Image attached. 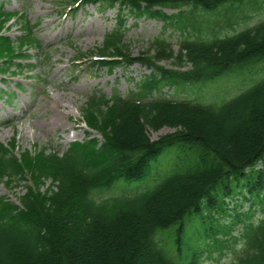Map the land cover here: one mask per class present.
<instances>
[{"label":"trees","instance_id":"16d2710c","mask_svg":"<svg viewBox=\"0 0 264 264\" xmlns=\"http://www.w3.org/2000/svg\"><path fill=\"white\" fill-rule=\"evenodd\" d=\"M251 1L86 0L181 25L185 36L177 51L169 40L158 37L133 58L121 22L107 35L105 47L88 53L110 71L135 62L151 70L128 96L116 90L111 96L94 92L88 97L83 120L102 139L87 132L62 155L52 150L49 156L20 158L0 142V173L10 180L37 176L35 191L28 189L19 204L0 197V264H180L160 236L169 232L171 242L176 226L179 247L188 215L213 208L226 214L229 196L249 201L250 208L264 203V78L217 105L153 96L166 85L191 84L264 61V20L211 38L191 21L201 20L197 11L208 13L221 5L232 10L237 3L249 6ZM165 7L178 12L167 14ZM14 15L0 7V73L6 77L21 71L19 60H30L27 51L39 43L36 25L26 19H20L16 41L4 33ZM227 22L232 26L234 21ZM190 27L201 35H192ZM170 59L176 68L160 65ZM26 65L27 70L35 68ZM163 127L175 131L152 140L150 130ZM168 153L172 157L164 163L162 157ZM159 164H168L170 170L158 174ZM151 166V187L146 190L109 198L97 195L98 189L120 180L144 178ZM37 178H50L55 187L44 192ZM232 230L233 225L219 223L209 236L220 244L225 240L217 235ZM244 240L230 264H264V218L246 227ZM181 263L200 264V256Z\"/></svg>","mask_w":264,"mask_h":264},{"label":"rangeland","instance_id":"374dc122","mask_svg":"<svg viewBox=\"0 0 264 264\" xmlns=\"http://www.w3.org/2000/svg\"><path fill=\"white\" fill-rule=\"evenodd\" d=\"M67 1L71 0H0L7 10H17L24 14L32 24L40 21L35 31L39 47L29 50L33 56L31 62L36 65L33 71H24L14 78L0 83L4 89H12L15 94L11 102L0 99V141L5 143L10 152L20 157L49 156L52 148L61 153L66 152L74 141H82L85 137L83 109L86 99L94 92L111 95L115 90L124 96L137 89L139 81L143 80L150 70L138 63L125 68H117L112 73L106 67L98 66L89 59L73 61L80 53H89L105 47V38L119 26L118 8H104L99 4H77L69 8ZM248 2V0H246ZM243 4V3H242ZM249 4V3H248ZM252 5H234V14L229 5L219 6L216 12L197 11L195 16L201 20H191L202 28V35L211 38L214 33H231L235 30L251 27L264 20V0H253ZM167 14L178 12V9L165 7ZM125 42L130 54L138 57L150 43L158 37L169 40L175 50L179 41L185 36L181 25H171L159 19L147 16L133 15L124 10ZM16 16V15H14ZM238 18V19H237ZM228 19L233 22L228 26ZM179 27V28H178ZM20 22L17 18L5 24L4 32L16 40L20 32ZM192 35H201L199 29L190 27ZM26 61H23V64ZM160 65L166 68H176L172 60H163ZM189 66L183 68L188 69ZM180 69V68H177ZM2 76L0 75V80ZM264 78V61L246 66L241 70L227 72L221 76L197 81L181 83L182 86L163 87L154 96L174 98L177 100H194L204 104L217 105L228 100L243 90L253 86ZM20 83L22 88H17ZM151 99L152 95H147ZM6 98V97H5ZM52 99H59L63 104L57 109ZM60 121L55 123L56 115ZM175 129L163 127L157 131L150 130L152 140L174 132ZM98 137L101 138L100 135ZM178 151H181L178 149ZM162 157V156H161ZM160 157V158H161ZM172 157L166 154L163 162ZM156 162L154 160L153 164ZM150 173L134 182L120 180L113 185L97 190L102 197L133 195L147 188L151 183ZM158 174L170 170L167 165H161ZM171 166V164H170ZM262 167L258 164L257 168ZM28 174L21 180H10L0 173V197L5 196L11 202L20 203L28 189L35 191V178ZM41 189L45 192L55 187L52 179L41 178ZM228 202L227 215L213 208L195 212L185 218V229L180 238L182 243L176 244L177 229L172 227L173 238L169 242L167 233L162 236L167 240L166 249L178 263L183 258H191L198 253L200 264H226L234 261L243 248L244 231L249 224L258 225L264 218V203L251 207L249 201L240 197H226ZM236 208V209H235ZM247 213L246 217H237L236 213ZM250 212V213H248ZM241 220V221H238ZM233 225L230 234L219 233L217 238L225 240L220 244L210 238V234L218 225ZM236 237V239L234 238ZM237 245H240L237 248Z\"/></svg>","mask_w":264,"mask_h":264},{"label":"bare ground","instance_id":"6f19581e","mask_svg":"<svg viewBox=\"0 0 264 264\" xmlns=\"http://www.w3.org/2000/svg\"><path fill=\"white\" fill-rule=\"evenodd\" d=\"M52 103L54 104V106L57 108V109H60L62 108L63 104L60 102V100L58 99H52ZM60 116L59 114L56 115L55 117V120H53L55 123L59 122L60 121Z\"/></svg>","mask_w":264,"mask_h":264},{"label":"clouds","instance_id":"9594fccd","mask_svg":"<svg viewBox=\"0 0 264 264\" xmlns=\"http://www.w3.org/2000/svg\"><path fill=\"white\" fill-rule=\"evenodd\" d=\"M240 247V245H237V248H239Z\"/></svg>","mask_w":264,"mask_h":264}]
</instances>
